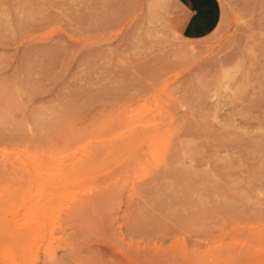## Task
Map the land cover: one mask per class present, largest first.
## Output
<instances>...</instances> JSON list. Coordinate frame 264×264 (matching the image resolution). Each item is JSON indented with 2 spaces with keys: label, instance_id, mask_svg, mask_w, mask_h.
<instances>
[{
  "label": "rangeland",
  "instance_id": "obj_1",
  "mask_svg": "<svg viewBox=\"0 0 264 264\" xmlns=\"http://www.w3.org/2000/svg\"><path fill=\"white\" fill-rule=\"evenodd\" d=\"M218 1L0 0V264H264V0Z\"/></svg>",
  "mask_w": 264,
  "mask_h": 264
},
{
  "label": "crops",
  "instance_id": "obj_2",
  "mask_svg": "<svg viewBox=\"0 0 264 264\" xmlns=\"http://www.w3.org/2000/svg\"><path fill=\"white\" fill-rule=\"evenodd\" d=\"M176 19L182 36L201 38L211 33L220 18L218 0H174Z\"/></svg>",
  "mask_w": 264,
  "mask_h": 264
},
{
  "label": "bare ground",
  "instance_id": "obj_3",
  "mask_svg": "<svg viewBox=\"0 0 264 264\" xmlns=\"http://www.w3.org/2000/svg\"><path fill=\"white\" fill-rule=\"evenodd\" d=\"M2 98H3V97H2ZM4 101H5V100H4ZM1 111H2V110H1ZM5 111H6V109H5ZM8 112H9V111H8ZM2 113H4V112H2ZM7 115H8V113H7ZM3 116H4V115H3ZM44 119H45V118H44ZM44 119H43V120H44ZM40 120H41V119H40ZM6 121H7V119H6ZM10 121H11V120H9V122H10ZM11 123H14V122L12 121ZM14 124H15V123H14ZM16 124H17V123H16ZM16 124H15V125H16ZM12 126H13V125H12ZM17 126H18V125H17ZM17 126H16V127H17ZM0 127H1V126H0ZM14 127H15V126H14ZM2 128H3V127H2ZM2 128H1V129H2ZM1 129H0V130H1ZM6 130H7V129H6ZM18 130H20V129L18 128ZM7 131H8V130H7ZM0 136H2V135H0ZM139 136H140V134H139ZM141 136H142V135H141ZM3 137H4V136H3ZM3 137H2V138H3ZM5 137H6V136H5ZM159 139H160V137H159ZM170 139H171V138H170ZM14 140H15V139H14ZM161 140H162V137H161ZM162 141H163V140H162ZM179 141H180V143H182L183 140H182V141L179 140ZM16 143H17V142H16ZM24 143H25V142H24ZM26 143H27V142H26ZM145 143H146V142H145ZM148 143H149V142H148ZM163 143H164V142H163ZM171 143H172V142H171ZM17 144L19 145V143H17ZM146 144H147V143H146ZM182 144H183V143H182ZM182 144H181V145H182ZM18 145H17V146H18ZM21 145H23V144H21ZM21 145H20V146H21ZM25 145H26V144H25ZM170 145H171V144H170ZM170 145H169V146H170ZM185 145H187V144H185ZM12 146H13V144H12ZM17 146H16V147H17ZM147 146H149V145H147ZM187 146H188V145H187ZM14 147H15V146H14ZM14 147H13L12 149H14ZM24 147H25V146H24ZM26 147L28 148L29 146H26ZM33 147H34V146H33ZM180 147H182V146H180ZM2 148H3V147H2ZM19 148H20V147H19ZM29 148H30V147H29ZM5 149H6V148H5ZM9 149H10V148H9ZM12 149H11V151H12ZM17 149H18V147H17ZM23 149H25V148H23ZM147 149H148V148H147ZM188 149H189V148H188ZM0 150L2 151V149H0ZM14 150H15V149H14ZM19 150H20V149H19ZM27 150H28V149H27ZM30 150H31V148H30ZM34 150L36 151L37 149L34 148ZM54 150H55V149H54ZM4 151L6 152V150H4ZM8 151H9V150H8ZM8 151H7V152H8ZM11 151H10V152H11ZM17 151H18V150H17ZM25 151H26V150H25ZM10 152H9V153H10ZM13 152H15V151H13ZM40 152H41V151H40ZM42 152H43V151H42ZM49 152H52V151H49ZM182 152L184 153V151H182ZM187 152H188V150H187ZM3 153H4V152H3ZM3 153L0 152V154H3ZM15 153H16V152H15ZM23 153H25V152H23ZM43 153H44V152H43ZM45 153H47V151H46ZM53 153H54V152H53ZM56 153H57V152H56ZM188 153H189V152H188ZM19 154H20V153H19ZM51 154H52V153H51ZM63 154H64V153H63ZM63 154H62V155H63ZM149 154H150V152H149ZM184 154H185V153H184ZM24 155H25V154H24ZM26 155H27V158H29L30 161H31V162H29V163H31V164L33 163V164H34V167H35V166L38 167V163H39V162H38V157L36 156V154H35V155H34V154H30V152H29V153H27ZM37 155H38V153H37ZM46 155H48V154H46ZM57 155H58V153H57ZM57 155L55 154L56 157H58ZM59 155H60V152H59ZM64 155H65V154H64ZM69 155H70V154H69ZM188 155H189V154H188ZM2 156H3V155H2ZM5 156H7V154H5ZM17 156H19V155H17ZM39 156H40V154H39ZM41 156H42V155H41ZM51 156H52V158H53V157H54V154H52ZM67 156H68V155H67ZM183 156H184V155H183ZM11 157H12V156H11ZM44 157H46V156H44ZM47 157H48V156H47ZM60 157H61V156H60ZM64 157H65V156H64ZM64 157H63V158H64ZM161 157H162V156H161ZM192 157H193V156H192ZM1 158H2V157H1ZM4 158H5V157H4ZM9 158H10V156H9ZM12 158H13V157H12ZM22 158H23V157H22ZM24 158H25V157H24ZM24 158H23V159H24ZM27 158H25V159H26V160H29V159H27ZM63 158H62V160H63ZM68 158H69V157H68ZM173 158H174V157H173ZM184 158H185V156H184ZM184 158H183V159H184ZM193 158H194V157H193ZM5 159H6V158H5ZM10 159H11V158H10ZM10 159H9V160L6 159V160H7V161H10ZM14 159H16V157H15ZM25 159H24V160H25ZM0 160H1V159H0ZM39 160H40V162H43L40 158H39ZM45 160H47V159H45ZM55 160H56V158H55V159L53 158L52 161H55ZM151 160H152V159H151ZM2 161H3V160H2ZM11 161H12V159H11ZM60 161H61V160H60ZM170 161H171V160H170ZM179 161H180V160H179ZM181 161H183V160H181ZM181 161H180V162H181ZM184 161H185V160H184ZM0 162H1V161H0ZM5 162H6V161H5ZM13 162H16V160H15V161L13 160ZM26 162H27V161H26ZM152 162L154 163V160H153ZM157 163H158V162H157ZM4 164H5V163H4ZM6 164H8V163H6ZM6 164H5V165H6ZM10 164H12V163L10 162ZM14 164H16V163H14ZM39 164H41V163H39ZM45 164H46V163H45ZM169 164H170V162H169ZM181 164H182V163H181ZM181 164H180V165H177V166H182ZM183 164H184V163H183ZM190 164H192V162H191ZM0 165H1L2 167L5 166V165H3L2 163H1ZM56 165H57V164H56ZM154 165H156V164L154 163ZM192 165H193V164H192ZM1 166H0V167H1ZM14 166H16V165H14ZM43 166H44V165H43ZM57 166H58V165H57ZM185 166H186V165H185ZM11 167H12V166H11ZM16 167H17V166H16ZM23 167H24V166H23ZM25 167H26V166H25ZM45 167H46V166H45ZM48 167H49V165H48ZM187 167L189 168V166H187ZM187 167H185V169H187ZM195 167H196V166H195ZM49 168H50V167H49ZM71 168H72V167H71ZM167 168H168V167H167ZM167 168H166V169H167ZM175 168L177 169V167H175ZM178 168H179V167H178ZM181 168H182V167H181ZM172 169H173V168H172ZM182 169H184V168H182ZM185 169H184V170H185ZM195 169H197V168H195ZM177 170H178V169H177ZM184 170H183V172H184ZM171 171H172V170H171ZM185 171H187V170H185ZM191 171H192V170H191ZM193 171H194V170H193ZM198 171H199V170H198ZM156 172H157V171H156ZM172 172H173V171H172ZM195 172H196V170H195ZM163 173H164V172H163ZM167 173H168V172H167ZM185 173H188L187 176L190 175V170H189V172H185ZM191 173L194 174V172H191ZM182 174L184 175V173H182ZM158 175L161 176V174H158ZM166 175H167V174H166ZM166 175H165V176H166ZM168 175H169V174H168ZM183 175H180V176L182 177ZM160 176L157 178V180L160 179ZM172 176H173V175H172ZM175 176H176V175H175ZM184 176H185V175H184ZM184 176H183V178H184ZM15 177H16V176H15ZM163 177H164V176H163ZM188 177H189V176H188ZM188 177H186V178H188ZM191 177L193 178V176H191ZM169 178L171 179V177H168V179H169ZM172 178H173V180H174V179H177L178 177H177V178L172 177ZM186 178H184V179H186ZM189 178H190V177H189ZM189 178H188V179H189ZM194 178H195V174H194ZM163 179L167 180V178H163ZM173 180H170V181H173ZM178 180H179V178H178ZM182 180H183V179H182ZM189 180H190V179H189ZM176 181H177V180H176ZM191 181H192V179H191ZM178 182H179V181H178ZM181 182H182V181H181ZM29 184H30V183H29ZM29 184H28V185H29ZM32 184H34V183H32ZM71 184H72V183H70V185H71ZM9 185H10V184H9ZM70 185L68 184V188H70V187H69ZM10 186H11V185H10ZM7 187H8V185L6 186V188H7ZM26 187H27V186H26ZM28 187H29V186H28ZM30 187H31V185H30ZM23 188H24V187H23ZM23 188H22V189H23ZM31 188H32V187H31ZM68 188H67V189H68ZM7 189H8V188H7ZM22 189H21V190H22ZM28 189H29V188H28ZM28 189H27V190H28ZM62 189H63V188H62ZM15 190H16V189H14V191H15ZM57 190H58V188H57ZM59 190H60V189H59ZM61 191H62V190H61ZM67 191H68V190H67ZM70 191L72 192V188H71ZM9 192H10V191H9ZM64 192H66V190L63 191V193H64ZM28 193H29V192H28ZM63 193H62V194H63ZM7 194H8V193H7ZM59 194H60V193H57L56 196L59 195ZM3 195H4V194H3ZM14 195H16V194H14ZM16 196L18 197V194H17ZM13 197H14V196H13ZM19 197H20V196H19ZM19 197H18V198H19ZM23 197H25V196H23Z\"/></svg>",
  "mask_w": 264,
  "mask_h": 264
}]
</instances>
